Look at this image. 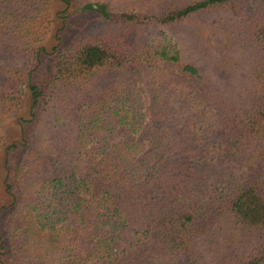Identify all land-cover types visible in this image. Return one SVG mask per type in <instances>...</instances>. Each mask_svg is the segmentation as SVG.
<instances>
[{"label":"trees","instance_id":"1","mask_svg":"<svg viewBox=\"0 0 264 264\" xmlns=\"http://www.w3.org/2000/svg\"><path fill=\"white\" fill-rule=\"evenodd\" d=\"M0 171V264H264V0H0Z\"/></svg>","mask_w":264,"mask_h":264},{"label":"rangeland","instance_id":"2","mask_svg":"<svg viewBox=\"0 0 264 264\" xmlns=\"http://www.w3.org/2000/svg\"><path fill=\"white\" fill-rule=\"evenodd\" d=\"M97 15V13L91 9H87L85 11H82V9L78 8L73 16L71 17V19L69 20L68 23V32H75L77 30L83 29V28H89V26H93V24L95 23L96 19L95 16ZM200 27L198 26L196 27H192L191 29H189V33L192 34L193 39L194 40H198L200 42V49L204 52H213V55L218 54V50L217 47L219 46L218 44H216V40L213 37H209L208 31H200L199 30ZM202 35V41L199 40L197 37H200ZM207 56H210L211 54H206ZM208 62H213L215 63V57L211 58L208 60ZM48 77V72L46 71V69L41 68L38 72H37V80L42 83L44 82ZM17 129V127L15 126V124H12L9 127V130H11L10 132H14ZM13 162H16V156H14L12 158ZM0 175H1V171H0ZM2 176V175H1ZM2 179H0L1 181ZM2 189L0 188V197L2 196Z\"/></svg>","mask_w":264,"mask_h":264}]
</instances>
